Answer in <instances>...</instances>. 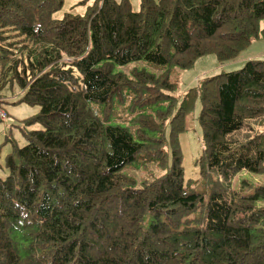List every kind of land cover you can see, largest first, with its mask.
I'll list each match as a JSON object with an SVG mask.
<instances>
[{"label": "trees", "instance_id": "1", "mask_svg": "<svg viewBox=\"0 0 264 264\" xmlns=\"http://www.w3.org/2000/svg\"><path fill=\"white\" fill-rule=\"evenodd\" d=\"M62 1L0 0V121L25 139L1 166L0 264H264V185L232 186L264 174V59L180 95L176 76L237 61L264 0H93L56 19ZM197 102L189 184L178 135Z\"/></svg>", "mask_w": 264, "mask_h": 264}, {"label": "rangeland", "instance_id": "2", "mask_svg": "<svg viewBox=\"0 0 264 264\" xmlns=\"http://www.w3.org/2000/svg\"><path fill=\"white\" fill-rule=\"evenodd\" d=\"M82 0H63L62 8L57 12L54 17L60 19L63 14H83L86 10V6L91 4L93 0L86 3ZM118 1V0H116ZM130 6L133 10H137L139 7V0H129ZM260 28L264 29V20L260 23ZM262 58L264 59V36L262 35L257 40L252 41L250 46L246 48L238 56L239 61L232 62H218L213 55H207L199 58L195 61L194 65L183 71H178L176 76L178 79L177 94L184 93L187 89L197 85V83L204 77L220 73L230 72L239 69L244 60L248 58ZM241 62V64H238ZM132 65V64H131ZM135 65H141L149 71L154 72L151 68L153 66L147 65L142 62H138ZM133 66L123 67L120 70L125 73L129 68ZM156 72V71H155ZM158 72V71H157ZM7 111L11 109L10 106L6 107ZM199 109V103L197 102L194 111L188 115L186 119V130L178 135L179 149L182 156V167L184 171L185 183L192 184L193 181L198 179V159L201 152V131L197 123V112ZM17 119L19 116L11 115ZM11 122L0 121V173H5V170H1V166L4 163V156L10 151L11 141L16 142L18 146H22L25 143V139L16 127L10 126ZM130 176L134 177L137 182H142L149 177V174L157 176L160 174V170L155 167L154 164L149 165L148 170L140 169V167H133L127 169ZM246 180L249 184V188L253 191L254 188L260 185H264V174L257 175L246 171H242L236 175L233 180L232 186L237 187L238 184ZM238 188V187H237ZM264 204V203H263Z\"/></svg>", "mask_w": 264, "mask_h": 264}, {"label": "crops", "instance_id": "3", "mask_svg": "<svg viewBox=\"0 0 264 264\" xmlns=\"http://www.w3.org/2000/svg\"><path fill=\"white\" fill-rule=\"evenodd\" d=\"M259 58V57H258ZM248 59H251V58H248ZM246 59V60H248ZM244 60V61H246ZM239 61V59L237 60ZM244 63V62H243ZM238 64H241V62H238ZM5 107V106H4ZM6 111V114L7 115H14V116H19V117H26V116H29L31 114V110L30 108L28 107H25L23 105L19 106V107H16V108H12L9 109V111H7V109H5ZM11 117V116H10Z\"/></svg>", "mask_w": 264, "mask_h": 264}, {"label": "built area", "instance_id": "4", "mask_svg": "<svg viewBox=\"0 0 264 264\" xmlns=\"http://www.w3.org/2000/svg\"><path fill=\"white\" fill-rule=\"evenodd\" d=\"M4 117H5L4 111L0 109V118H4Z\"/></svg>", "mask_w": 264, "mask_h": 264}]
</instances>
